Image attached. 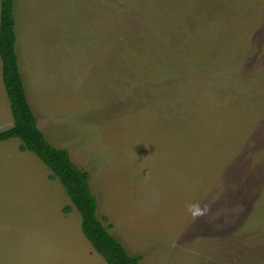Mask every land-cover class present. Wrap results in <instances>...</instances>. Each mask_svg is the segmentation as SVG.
Masks as SVG:
<instances>
[{
	"label": "rangeland",
	"instance_id": "obj_1",
	"mask_svg": "<svg viewBox=\"0 0 264 264\" xmlns=\"http://www.w3.org/2000/svg\"><path fill=\"white\" fill-rule=\"evenodd\" d=\"M13 17L36 127L129 255L264 264V0H14ZM19 145L0 142V264H105Z\"/></svg>",
	"mask_w": 264,
	"mask_h": 264
},
{
	"label": "trees",
	"instance_id": "obj_2",
	"mask_svg": "<svg viewBox=\"0 0 264 264\" xmlns=\"http://www.w3.org/2000/svg\"><path fill=\"white\" fill-rule=\"evenodd\" d=\"M13 7L14 0H0L1 80L12 117V126L0 132V142L17 139L20 152L32 153L50 171L48 178L64 188L79 214L84 237L105 264H139L141 256L129 255L109 232L111 225L104 226L107 218H98V202L90 189L88 173L72 163L66 150L49 145L36 127L19 71ZM69 209L64 208L65 212Z\"/></svg>",
	"mask_w": 264,
	"mask_h": 264
}]
</instances>
